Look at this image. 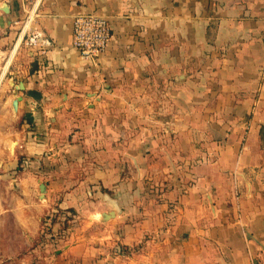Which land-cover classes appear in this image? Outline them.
<instances>
[{
	"label": "crops",
	"instance_id": "crops-1",
	"mask_svg": "<svg viewBox=\"0 0 264 264\" xmlns=\"http://www.w3.org/2000/svg\"><path fill=\"white\" fill-rule=\"evenodd\" d=\"M4 3L0 257L264 264V0ZM78 13L109 20L95 61L71 45ZM58 199L66 240L36 244Z\"/></svg>",
	"mask_w": 264,
	"mask_h": 264
},
{
	"label": "built area",
	"instance_id": "built-area-1",
	"mask_svg": "<svg viewBox=\"0 0 264 264\" xmlns=\"http://www.w3.org/2000/svg\"><path fill=\"white\" fill-rule=\"evenodd\" d=\"M29 20L30 15L28 14L22 24L21 32H24ZM110 38L111 29L107 17L95 13H78L73 16L71 45L81 59L86 61L98 59L107 48ZM22 44L34 48L41 55L52 45L51 40L41 31L25 34L22 37ZM23 163L25 166L29 164L27 159ZM62 210L61 217L64 218L66 211L64 208Z\"/></svg>",
	"mask_w": 264,
	"mask_h": 264
},
{
	"label": "trees",
	"instance_id": "trees-1",
	"mask_svg": "<svg viewBox=\"0 0 264 264\" xmlns=\"http://www.w3.org/2000/svg\"><path fill=\"white\" fill-rule=\"evenodd\" d=\"M25 159H27L29 163L27 166L23 163ZM30 161L31 160L28 158H19L15 172H20L27 167H30ZM59 203L60 199L56 200L41 219V233L36 244L47 243L51 248H54L59 242L66 240L67 236L64 230H66L72 223V212L66 210V215L62 218L61 213L63 210Z\"/></svg>",
	"mask_w": 264,
	"mask_h": 264
},
{
	"label": "rangeland",
	"instance_id": "rangeland-1",
	"mask_svg": "<svg viewBox=\"0 0 264 264\" xmlns=\"http://www.w3.org/2000/svg\"><path fill=\"white\" fill-rule=\"evenodd\" d=\"M7 57L3 56L0 57V74L2 72L3 66L6 62ZM8 77V74L4 76V80H6ZM35 257V256H34ZM22 257V256H11L10 258L0 257V264H53L49 261H44L38 257Z\"/></svg>",
	"mask_w": 264,
	"mask_h": 264
},
{
	"label": "water",
	"instance_id": "water-1",
	"mask_svg": "<svg viewBox=\"0 0 264 264\" xmlns=\"http://www.w3.org/2000/svg\"><path fill=\"white\" fill-rule=\"evenodd\" d=\"M0 9H1L2 11H7L6 4L4 3L3 5H1V6H0ZM9 81H10L11 84H13L12 79H10ZM14 87H15V89H17V90H22V89H23V83L20 82V83L14 85ZM20 99H21V97L17 95V96L15 97V99L12 101V108H13L14 110H16L17 102H18ZM44 186H45V183H44V184H41V186H40V191H41V192L44 191ZM112 202L114 203L115 208H117V207H116V206H117V205H116V202H115V201H112ZM113 216H114V212H113V211L108 212V213H103V214H102V220H107V219H109V218H111V217H113Z\"/></svg>",
	"mask_w": 264,
	"mask_h": 264
},
{
	"label": "bare ground",
	"instance_id": "bare-ground-1",
	"mask_svg": "<svg viewBox=\"0 0 264 264\" xmlns=\"http://www.w3.org/2000/svg\"><path fill=\"white\" fill-rule=\"evenodd\" d=\"M10 57H11V56H10ZM10 57L8 58L7 63L5 64L3 70H2V72H1V74H0V78H1V76H2V74H3V72H4L5 69H6V65L8 64V62H9V60H10Z\"/></svg>",
	"mask_w": 264,
	"mask_h": 264
}]
</instances>
